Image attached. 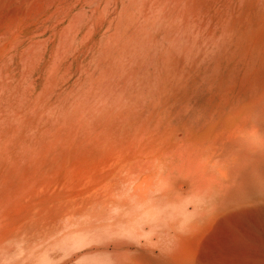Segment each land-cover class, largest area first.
Instances as JSON below:
<instances>
[{
  "label": "bare ground",
  "instance_id": "6f19581e",
  "mask_svg": "<svg viewBox=\"0 0 264 264\" xmlns=\"http://www.w3.org/2000/svg\"><path fill=\"white\" fill-rule=\"evenodd\" d=\"M124 1L98 72L65 86L81 0H0V264H264V0ZM59 108L80 163L10 175L19 129Z\"/></svg>",
  "mask_w": 264,
  "mask_h": 264
},
{
  "label": "rangeland",
  "instance_id": "374dc122",
  "mask_svg": "<svg viewBox=\"0 0 264 264\" xmlns=\"http://www.w3.org/2000/svg\"><path fill=\"white\" fill-rule=\"evenodd\" d=\"M87 1L88 0H81L82 9L80 8L79 5L74 7L73 9L74 10L81 9L82 11L85 10L87 16H89L90 20L92 21V25L90 28L92 30V35L89 37V39L85 41V43H82L80 45L78 50H76L75 52L71 54V56H69L66 62L67 64L66 67L69 72V79L65 86H70L76 81L82 82L84 81L85 78L93 76L94 74L98 72V69H97V60H98L97 56L98 55L93 54L92 52L93 45L99 44L104 41V39L107 37V27L112 25V23L119 16H121L124 13V10L126 9V3L124 0H97L90 7H87ZM168 1H169V4L171 5V4H174L177 0H168ZM170 9H171V6L168 9V11ZM104 11L106 12V14H104ZM100 12H103V16H99ZM18 55L15 56L14 58L15 65L11 69L13 71V77L16 79H18L20 75L21 55L19 56ZM46 60L47 59H45V61ZM42 71L43 70H39L33 77V81L38 83L39 85L41 84L42 76L45 70L43 71V73ZM22 86L23 84L18 89H16L13 93L14 103L11 105L10 104L7 105V108H3L5 113L15 114L17 112H20V116L24 115L25 110L28 107V102H27V97L25 98V93H26L27 88L22 87ZM196 99H199V103L204 102L203 98L201 97H197ZM32 101L33 100L31 98L30 104L32 103ZM60 109L61 108L57 109L55 112L51 113L49 116L42 118L41 120H38L36 125L32 128H28L27 126V128L19 129V134L24 132V135L22 136L24 137V140L20 138L18 142H16L13 145L12 148H16L14 155L19 159L18 160L20 162L19 168L21 170H15V173H14L15 175L14 174H10V175L16 176V177H20V176L25 177L28 174L26 176L27 178H31V177L41 178V177H44L47 173H54L56 170L58 171L59 170L58 168H60L59 165L61 166L62 164H65V162L68 160H71V161L76 160L77 162L79 161L78 163H80L81 157L85 155L86 150H87V148L85 147L87 136L82 134L80 131H78V133H75V132L73 133L71 127H69V125L66 126L68 123L65 122V115L61 113ZM55 131H59V133L57 134V137L53 135ZM63 132L64 133L66 132V135H68L70 132L71 133L69 134V137L68 136L66 137V135H64ZM11 137H12L11 135L7 136L4 127L0 129V145L2 146V148H0V151L4 150L3 144L6 141H8ZM62 137H66L67 139L66 138L63 139ZM80 141H82V145H77V143ZM44 142H47V143L45 144ZM43 143L45 145H43ZM58 143H60L61 145ZM41 144L43 145V149L41 148L42 146ZM50 144H51V147H50ZM47 147L48 148L50 147L51 150H49L50 148L45 149ZM37 149H40V152L38 150V153H40L39 156L37 153ZM75 149H76V152H75ZM79 149H82V151ZM82 152H85L84 155L82 154ZM2 153L4 152H0V160L2 162H8L9 161L8 157L6 159L3 157L1 158ZM77 154L79 156H77ZM51 155L54 157V159H52ZM34 156L35 158H33ZM27 157H28L27 160H29L30 158L35 159V160H33L32 162L31 161L32 159H30L29 161H31L32 163L27 162L26 160ZM55 157L56 158L59 157L60 160L55 159ZM39 160H40V163H38ZM41 160L43 161L41 162ZM51 163H55V165L51 166L53 168H50L48 166L46 167L43 165V164H51ZM34 164L35 166L40 165L41 167H43L41 170H43L44 172H42L41 170L34 171ZM27 167L29 168L28 170H26Z\"/></svg>",
  "mask_w": 264,
  "mask_h": 264
}]
</instances>
